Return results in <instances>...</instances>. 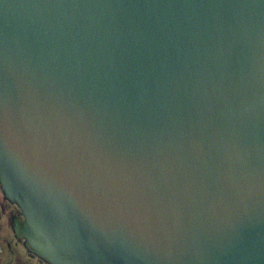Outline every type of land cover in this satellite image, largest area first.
Segmentation results:
<instances>
[{"label":"water","instance_id":"1","mask_svg":"<svg viewBox=\"0 0 264 264\" xmlns=\"http://www.w3.org/2000/svg\"><path fill=\"white\" fill-rule=\"evenodd\" d=\"M0 193L47 264H264V0H0Z\"/></svg>","mask_w":264,"mask_h":264},{"label":"rangeland","instance_id":"2","mask_svg":"<svg viewBox=\"0 0 264 264\" xmlns=\"http://www.w3.org/2000/svg\"><path fill=\"white\" fill-rule=\"evenodd\" d=\"M1 200L0 193V202ZM9 208L8 203L3 200L0 206V264H37L15 238L10 225Z\"/></svg>","mask_w":264,"mask_h":264},{"label":"flooded vegetation","instance_id":"3","mask_svg":"<svg viewBox=\"0 0 264 264\" xmlns=\"http://www.w3.org/2000/svg\"><path fill=\"white\" fill-rule=\"evenodd\" d=\"M8 206H10V208L8 209L9 215H10V217L13 220L11 222V227L13 229L14 235L16 236V238L19 241V243L21 244V246H23V248L25 249L24 240L21 238L22 231L20 229V225L23 222V218L21 216V213H20L19 209L15 205H12V204L8 203ZM26 252H27V254L29 255L30 258H32L33 260L36 261L37 264H47L44 261H42L41 259H39L38 257H36L35 255H33L32 253L28 252L27 250H26Z\"/></svg>","mask_w":264,"mask_h":264}]
</instances>
